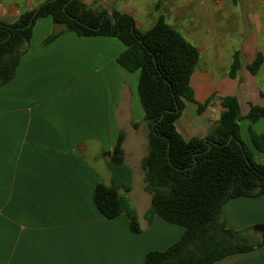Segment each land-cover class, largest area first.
Instances as JSON below:
<instances>
[{"label":"crops","instance_id":"0c3cea01","mask_svg":"<svg viewBox=\"0 0 264 264\" xmlns=\"http://www.w3.org/2000/svg\"><path fill=\"white\" fill-rule=\"evenodd\" d=\"M45 1L0 0V21L13 23ZM81 1L106 9L108 16L117 11L133 18L127 4H111L118 0ZM179 1L173 19L159 15L198 51L190 79L194 100L203 103L214 95L201 114L185 104L176 129L190 140L218 125L222 97L235 96L242 117L250 105L264 107V63L255 75L246 69L257 54L264 56V0ZM56 30L49 17L35 21L15 77L0 88V264H144L147 253L174 244L182 229L159 217L145 219L150 196L140 168L147 144L139 72L116 63L124 47L114 37L63 33L43 47ZM235 53L241 68L230 78ZM187 108L194 115L186 116ZM120 132L132 174L126 196L138 217V234L126 217L105 219L93 203L95 186L111 185L109 159ZM222 216L228 228L250 229L260 239L254 228L264 225V194L230 200ZM213 264H264V245Z\"/></svg>","mask_w":264,"mask_h":264},{"label":"trees","instance_id":"16d2710c","mask_svg":"<svg viewBox=\"0 0 264 264\" xmlns=\"http://www.w3.org/2000/svg\"><path fill=\"white\" fill-rule=\"evenodd\" d=\"M36 10L21 13L13 23L0 21V88L15 77L33 25L44 17H49L57 30L45 39L43 47L63 33L114 37L124 47L116 63L127 72H139L137 95L147 144L140 167L144 191L150 196L145 219L150 223L159 217L182 229L174 244L147 253L144 264H213L264 245V234L257 239L250 229H230L222 216L223 206L230 200L264 194V163L254 159L255 154H264V132L256 133L251 127L264 118V107L250 105L242 117L237 98L222 97L218 125L204 138L184 140L176 122L185 104L193 103L201 114L214 95L203 103L194 100L190 79L199 61L198 51L164 16H157L150 29L138 31L131 16L117 11L108 16L105 10L86 6L81 0H47ZM263 63L264 56L259 53L246 69L255 75ZM240 68L235 53L229 77L234 78ZM243 119L250 123L249 145L241 138ZM123 141L120 132L109 159L111 185L99 182L93 203L105 219L126 217L131 232L138 234V217L126 196L132 174L124 161Z\"/></svg>","mask_w":264,"mask_h":264},{"label":"rangeland","instance_id":"374dc122","mask_svg":"<svg viewBox=\"0 0 264 264\" xmlns=\"http://www.w3.org/2000/svg\"><path fill=\"white\" fill-rule=\"evenodd\" d=\"M110 1L111 0H105V4L110 5L111 3ZM178 2L180 1L179 0H118L117 2H113L111 4L115 5L116 7H120L122 5L127 4L130 8L133 9V19L138 26L136 29L138 31H145L148 29L149 24L153 22L159 14H163L167 20L173 19V17L171 16L174 14V12L180 11L177 9ZM131 3L132 5L130 6L129 4ZM89 7H92L97 10L103 9L106 11V9L99 8V6H89ZM186 35L187 37L190 38L188 33ZM185 111H186V116L194 115V111H192V109L187 108ZM247 127H248V122L245 120H242L240 122L241 138L247 145H249ZM251 127L253 131H255L256 133H263L264 132V118L261 119L258 125H256L255 127L254 125L253 126L251 125ZM254 159L258 163H264V154H255ZM141 179H142L141 173L139 172L136 175V181H137L136 183L141 184L142 183ZM139 190L140 189L138 188L137 190L138 194L140 192V195H143L145 197L147 196L146 193L143 194L142 191L141 190L139 191ZM149 204H150V198H149V203H148L147 208L149 207Z\"/></svg>","mask_w":264,"mask_h":264},{"label":"water","instance_id":"95a60500","mask_svg":"<svg viewBox=\"0 0 264 264\" xmlns=\"http://www.w3.org/2000/svg\"><path fill=\"white\" fill-rule=\"evenodd\" d=\"M39 7H40V6H39ZM39 7L37 8V10L39 9ZM37 10H36V11H37ZM160 119H161V118H160ZM160 119H159V120H160ZM254 231L264 234V225H258V226H255Z\"/></svg>","mask_w":264,"mask_h":264}]
</instances>
